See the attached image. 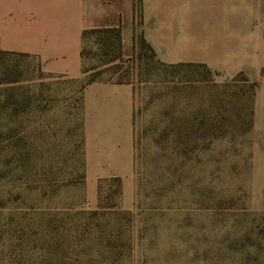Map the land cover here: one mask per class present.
<instances>
[{
    "label": "rangeland",
    "instance_id": "1",
    "mask_svg": "<svg viewBox=\"0 0 264 264\" xmlns=\"http://www.w3.org/2000/svg\"><path fill=\"white\" fill-rule=\"evenodd\" d=\"M85 49L79 79L0 53V264H264V53ZM93 79L135 84L133 180L85 170Z\"/></svg>",
    "mask_w": 264,
    "mask_h": 264
},
{
    "label": "crops",
    "instance_id": "2",
    "mask_svg": "<svg viewBox=\"0 0 264 264\" xmlns=\"http://www.w3.org/2000/svg\"><path fill=\"white\" fill-rule=\"evenodd\" d=\"M119 30L122 58L143 39L166 64L174 54L264 53V0H0V52L35 58L44 72L83 76V35ZM85 170L92 180L135 175L134 82L95 81L82 92Z\"/></svg>",
    "mask_w": 264,
    "mask_h": 264
},
{
    "label": "trees",
    "instance_id": "3",
    "mask_svg": "<svg viewBox=\"0 0 264 264\" xmlns=\"http://www.w3.org/2000/svg\"><path fill=\"white\" fill-rule=\"evenodd\" d=\"M103 32H108V33H112L115 37V52H116V59L114 61H121L122 60V48H121V34H120V31L119 30H101V31H89V32H85L84 35H83V38L85 39V41L87 40V38L91 35H94V34H99V33H103ZM141 51L139 53H137V56H140V54H142L145 50H149L154 57H156L155 53L151 50L150 46L143 40L141 39ZM85 48L83 49L82 51V56H83V59L85 60ZM1 53V52H0ZM2 55H4V53H1ZM7 55V54H5ZM137 58V57H136ZM262 76L264 77V70L262 71ZM96 80H92V81H89L88 84L90 83H93L95 82ZM119 83H123L124 81H118Z\"/></svg>",
    "mask_w": 264,
    "mask_h": 264
}]
</instances>
